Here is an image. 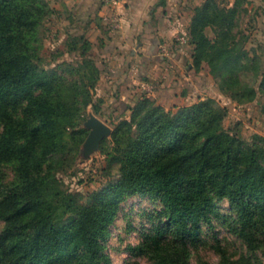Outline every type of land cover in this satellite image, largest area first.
Here are the masks:
<instances>
[{"label": "trees", "instance_id": "obj_1", "mask_svg": "<svg viewBox=\"0 0 264 264\" xmlns=\"http://www.w3.org/2000/svg\"><path fill=\"white\" fill-rule=\"evenodd\" d=\"M240 5L203 0L193 9L187 42L195 68L205 62L220 88L238 75L225 90L230 99L255 101L264 114V67L243 46L245 36L232 30ZM56 12L47 0H0V168L12 171L10 180L0 179V264H111L104 251L108 226L120 201L133 194L163 207L157 233L133 246L153 264H190L191 245L212 216L248 253L264 255V136L246 140L225 128L226 109L212 97L165 108L141 95L105 152L107 162L117 163V176L89 203L62 188L55 173L70 166L74 144L82 141L75 134L84 130L67 127L75 125L77 109L104 108L92 100L99 68L83 55L84 42L76 78L41 66L40 34ZM243 71L257 83L244 80ZM222 201L230 214L220 218ZM220 264H229L223 252Z\"/></svg>", "mask_w": 264, "mask_h": 264}, {"label": "rangeland", "instance_id": "obj_2", "mask_svg": "<svg viewBox=\"0 0 264 264\" xmlns=\"http://www.w3.org/2000/svg\"><path fill=\"white\" fill-rule=\"evenodd\" d=\"M47 1L53 7L51 0ZM217 1L229 4L234 0ZM239 2L241 5L235 13L232 30L239 33L238 35L245 36L243 46L246 49L255 50L259 56V62L264 67V0H239ZM59 8L56 9V14H51L44 21L40 34L42 39L40 64L45 68H56L58 73H64L66 79L76 78L73 69L82 59L80 54L83 42L86 48L83 55L92 58L95 64L96 61L91 56V44L85 37L87 29L81 27L82 21L72 11L66 18V13L69 12L68 7L64 9L60 6ZM208 32L211 34L210 31ZM74 37H80L79 41L74 42ZM254 66L256 64H250L248 68L253 70ZM206 68L209 71L207 65ZM251 73L243 71L241 76L244 80L256 84V78ZM98 79L90 92L92 100L101 101L103 105L107 93L99 91ZM213 79V86L219 93L214 94L216 97H206L214 98L226 109L223 119L224 127L246 140H249L253 134L264 136V114L261 113L255 101L238 104L231 100L226 92L234 85L238 75H232L227 78L228 80L223 81V88H220L217 78L213 77ZM81 112L77 109L78 117L77 115L74 117L75 125L67 127L68 131L84 129L75 134L77 139L82 137V141L74 144L78 154L72 159L68 168L57 171L55 175L61 182L62 188L74 193L78 201L89 203L93 192L117 176L118 165L115 162H107L105 152L111 146L112 131L122 118L128 117L130 108H127L125 116L119 117H115L112 112L111 115L104 111L95 114L89 105L83 114ZM90 114L105 122L110 127V133L100 141L96 150L87 156H82L83 141L88 134V128L84 122ZM11 177V167L2 165L0 179L8 181ZM162 208L158 199H153L146 194H133L120 201L118 210L108 226V236L104 241V251L110 258L111 264H153L145 253H138L133 246L140 243L148 234L157 233V227L164 221ZM217 209L220 218L221 215L230 214L225 201L220 202ZM211 223V225L201 226L197 235L199 240L191 245L190 264H220V252L227 256L229 264H261L264 262V255L261 251H257L255 255L248 253L243 242L237 235L226 229L220 220L212 216ZM1 226L0 221V229Z\"/></svg>", "mask_w": 264, "mask_h": 264}, {"label": "crops", "instance_id": "obj_3", "mask_svg": "<svg viewBox=\"0 0 264 264\" xmlns=\"http://www.w3.org/2000/svg\"><path fill=\"white\" fill-rule=\"evenodd\" d=\"M51 2L55 9L68 7L66 18L72 11L87 29L85 37L99 68V91L107 93L104 113L125 116L142 95V82L153 86L148 96L165 108L218 95L206 65L193 66V45L179 46L174 40L176 34L189 35L193 9L203 0ZM113 18L117 27L112 26Z\"/></svg>", "mask_w": 264, "mask_h": 264}, {"label": "water", "instance_id": "obj_4", "mask_svg": "<svg viewBox=\"0 0 264 264\" xmlns=\"http://www.w3.org/2000/svg\"><path fill=\"white\" fill-rule=\"evenodd\" d=\"M84 125L88 128V134L83 141L82 154L87 156L96 150L100 141L110 133V127L93 114L89 115Z\"/></svg>", "mask_w": 264, "mask_h": 264}, {"label": "built area", "instance_id": "obj_5", "mask_svg": "<svg viewBox=\"0 0 264 264\" xmlns=\"http://www.w3.org/2000/svg\"><path fill=\"white\" fill-rule=\"evenodd\" d=\"M111 22H112L113 27H117L119 24L116 18H113ZM174 40L179 46H184V44L188 43L186 34H176L174 37ZM140 88L142 90V95H145V96L150 95L153 91V86L145 82H142L140 84Z\"/></svg>", "mask_w": 264, "mask_h": 264}]
</instances>
